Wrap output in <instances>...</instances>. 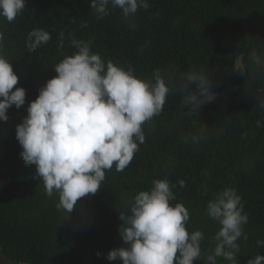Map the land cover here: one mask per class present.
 Instances as JSON below:
<instances>
[{"label":"trees","instance_id":"16d2710c","mask_svg":"<svg viewBox=\"0 0 264 264\" xmlns=\"http://www.w3.org/2000/svg\"><path fill=\"white\" fill-rule=\"evenodd\" d=\"M147 2L148 9L125 19L111 4L98 18L91 0H26L12 23L0 18L4 55L18 76L16 87L26 90L25 105L12 106L7 122L0 121V264H121L106 259L123 246L120 213L154 179L165 178L176 185L172 203L190 213L187 230L204 232L202 257L194 264H205L215 247L220 226L207 217L206 206L225 187L237 190L248 215L237 264L264 256L257 246L264 240V0ZM33 29L51 39L28 53ZM72 38L91 41L105 63L131 67L141 80H152L159 69L170 92L162 112L143 126L145 142L129 166L106 170L97 193L78 200L68 217L56 208L58 196L46 195L35 166L23 162L15 130L56 75V64L77 51ZM193 70L209 76L216 94L199 111L183 103L182 77ZM217 264L229 262L218 258Z\"/></svg>","mask_w":264,"mask_h":264},{"label":"clouds","instance_id":"9594fccd","mask_svg":"<svg viewBox=\"0 0 264 264\" xmlns=\"http://www.w3.org/2000/svg\"><path fill=\"white\" fill-rule=\"evenodd\" d=\"M25 4L26 0H0V18L12 23ZM109 4L121 9L125 19L138 8L149 7L147 0H91L90 8L103 18ZM50 39L47 31L33 29L26 38L28 53H35ZM3 40L0 33V121L7 122L9 108L25 105L26 90L16 87L18 76L4 55ZM63 40L62 32L58 47L63 48ZM70 44L77 51L56 64V75L39 89L15 130L23 162L35 166V178L43 182L47 196H58L56 208L66 211L68 217L78 200L97 193L106 170L115 166L120 172L129 166L145 142L143 126L162 112L170 92L167 74L162 75L159 69L152 80H141L131 67L105 63L92 52L91 41L72 38ZM182 80L187 93L183 103L191 111H199L216 98L209 76L202 72L190 71ZM198 140L192 137L194 143ZM178 183L183 187L185 182ZM175 187L167 178L154 179L149 190L134 196L128 211L119 216L123 246L109 251L107 260L121 264H194L201 259L204 232L187 230L190 213L182 203H172ZM206 215L220 227L212 237L215 247L203 257L205 264H217L218 258L237 264L238 240L247 239L244 225L248 222L237 190L225 187L215 193L207 203ZM257 246L264 247V240H258ZM247 264H264V256L255 255Z\"/></svg>","mask_w":264,"mask_h":264},{"label":"rangeland","instance_id":"374dc122","mask_svg":"<svg viewBox=\"0 0 264 264\" xmlns=\"http://www.w3.org/2000/svg\"><path fill=\"white\" fill-rule=\"evenodd\" d=\"M239 63H237V65H238Z\"/></svg>","mask_w":264,"mask_h":264}]
</instances>
